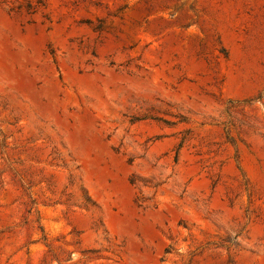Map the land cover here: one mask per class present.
<instances>
[{
    "label": "rangeland",
    "instance_id": "1",
    "mask_svg": "<svg viewBox=\"0 0 264 264\" xmlns=\"http://www.w3.org/2000/svg\"><path fill=\"white\" fill-rule=\"evenodd\" d=\"M0 264H264V0H0Z\"/></svg>",
    "mask_w": 264,
    "mask_h": 264
}]
</instances>
